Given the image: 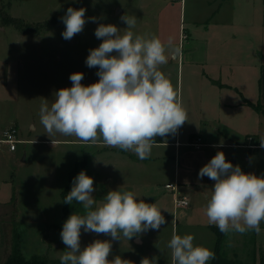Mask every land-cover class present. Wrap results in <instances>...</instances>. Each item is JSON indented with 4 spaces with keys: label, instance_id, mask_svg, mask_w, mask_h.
Segmentation results:
<instances>
[{
    "label": "rangeland",
    "instance_id": "obj_1",
    "mask_svg": "<svg viewBox=\"0 0 264 264\" xmlns=\"http://www.w3.org/2000/svg\"><path fill=\"white\" fill-rule=\"evenodd\" d=\"M185 1L0 0V140L12 127L22 141L13 152L0 145V264L13 252L18 238L27 259L37 255L61 264L60 256L66 249L60 237L63 224L73 212L83 214L82 205L75 202L63 212L62 193L82 170L94 179L93 195L98 202L110 189L133 191L138 199L156 203L166 220L159 230H148L139 236L143 244L135 242V237L113 241L109 259L119 255L131 264H140L143 258L152 259V264H172L167 244L173 230L181 236L192 234L194 245L215 251L217 237L205 226V209L193 204L189 215L180 210L175 224L172 195L164 188L172 180L173 170L163 156L173 149L153 147L151 155H160L158 160L140 163L133 152L102 142L84 144L74 136L60 133L49 136L39 116L44 99L50 105L56 91L71 87L72 73H84V85L98 81V68H88L85 60L89 49L102 42L94 35L101 23L124 29L127 25L120 17L135 16L136 34L156 35L165 46L171 40L173 45L182 46L183 52L187 38H181L179 31L181 16L185 26ZM204 2L187 0L188 13L193 4L202 6ZM68 7L85 8L86 19L97 17L96 22L87 20L84 30L71 40L62 37L65 25L61 17ZM3 17L20 19L38 30L44 24L51 27L39 35L25 33L5 23ZM178 64V59L169 57L161 71L174 87H180L185 101L187 69L185 66L180 72ZM155 196L158 199L153 202ZM241 238L226 235L223 250L229 259H237L240 264H255L252 247L249 244L245 251ZM95 239L111 238L81 230V247Z\"/></svg>",
    "mask_w": 264,
    "mask_h": 264
},
{
    "label": "clouds",
    "instance_id": "obj_2",
    "mask_svg": "<svg viewBox=\"0 0 264 264\" xmlns=\"http://www.w3.org/2000/svg\"><path fill=\"white\" fill-rule=\"evenodd\" d=\"M85 13L83 7L67 8L61 17L63 39L71 40L81 33L87 20L97 21V17L86 19ZM120 19L126 28L101 23L95 29V37L102 42L89 49L85 64L98 68V81L84 85V73H72L71 87L56 91L50 105L47 99L41 103L40 123L49 136L60 133L84 144L102 142L144 160L150 157L157 136L176 134L188 121L179 89L161 71L169 57L182 55V46L173 45L171 40L165 46L156 35L136 34L135 16L125 14ZM260 147L264 148V137ZM198 175L214 181L205 207L210 225L225 235L260 233L264 175L244 172L238 164L227 161L223 151H217ZM95 191L94 179L84 170L73 178L63 203L82 205L83 214L73 212L63 224L60 237L66 249L60 256L61 264H131L119 255L109 259L112 242L159 230L166 223L161 208L119 188L110 189L98 202ZM82 229L111 239H95L81 247ZM193 241L192 234L181 236L173 230L167 244L172 264H208L215 258L212 250ZM140 264H152V259L143 258Z\"/></svg>",
    "mask_w": 264,
    "mask_h": 264
},
{
    "label": "crops",
    "instance_id": "obj_3",
    "mask_svg": "<svg viewBox=\"0 0 264 264\" xmlns=\"http://www.w3.org/2000/svg\"><path fill=\"white\" fill-rule=\"evenodd\" d=\"M204 1L202 6L193 4L189 13L185 1V26L181 16L179 34L187 39L182 55L174 57L180 72L187 69L185 101L177 88L188 121L171 137L157 136L160 141L153 146L173 149L163 155L173 170L166 184L177 183L188 197L190 205L183 212L188 215L193 204L206 207L214 181L198 173L217 151L244 172L264 175V0ZM198 138L201 145L192 146ZM159 156L139 162L151 163ZM205 226L212 231L215 225L206 221ZM260 228V233H231L242 237L245 251L250 244L255 264L264 259V221ZM134 241L144 242L140 237Z\"/></svg>",
    "mask_w": 264,
    "mask_h": 264
},
{
    "label": "trees",
    "instance_id": "obj_4",
    "mask_svg": "<svg viewBox=\"0 0 264 264\" xmlns=\"http://www.w3.org/2000/svg\"><path fill=\"white\" fill-rule=\"evenodd\" d=\"M1 16V14H0ZM3 20L7 24H12L16 29L25 33H33L39 35L41 31H47L51 26L49 24H44L43 26H39L40 29L38 30L36 26L31 24H26L24 21L20 19H12V17H3ZM156 142H159L160 139L155 138ZM72 181L62 193V200L66 197L67 193L71 190ZM64 210L67 211L68 204L63 203ZM212 231L215 233L217 240L215 245V258L212 260L211 264H240L237 259H229L227 254L223 250V243L225 240L226 235L221 233L216 226L212 227ZM4 264H58V262L54 260H49L48 257H41V256H33L30 259H27L22 250V244L20 238L16 240L13 252L9 255L6 259ZM261 264H264V259H262Z\"/></svg>",
    "mask_w": 264,
    "mask_h": 264
},
{
    "label": "built area",
    "instance_id": "obj_5",
    "mask_svg": "<svg viewBox=\"0 0 264 264\" xmlns=\"http://www.w3.org/2000/svg\"><path fill=\"white\" fill-rule=\"evenodd\" d=\"M201 139L198 138L196 143L192 144L194 147H199L201 145ZM21 140L18 139V133L15 128H10L3 133V139L0 140V145H6L9 147L10 151H16ZM178 144V143H177ZM165 189L173 194V203L175 208V219H177V212L180 210H185L189 207L190 202L186 195L179 191V185L177 183H170L165 185Z\"/></svg>",
    "mask_w": 264,
    "mask_h": 264
}]
</instances>
